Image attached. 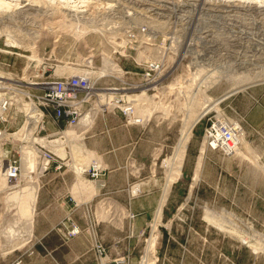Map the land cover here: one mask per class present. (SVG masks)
<instances>
[{
  "label": "rangeland",
  "instance_id": "obj_1",
  "mask_svg": "<svg viewBox=\"0 0 264 264\" xmlns=\"http://www.w3.org/2000/svg\"><path fill=\"white\" fill-rule=\"evenodd\" d=\"M113 1L103 0L106 3L110 2L112 8L107 7L109 10L105 8L106 12L102 10L104 13L100 10L97 17H92L94 20L91 18L92 20L85 23L88 31H95L94 28L97 27L101 29L100 32L83 33L79 39L70 27L58 29L60 25L55 28L53 34L42 35L40 39H35V32L41 30L40 28L43 29L45 24V31L49 30L47 23L33 21V24L32 21L22 18L23 16L16 17L17 15L11 16V14L0 16V32L10 30L13 31L12 34H19L26 43L37 40L36 44L44 46V50L40 52L42 59L40 63L49 67L48 74L55 79L79 74L81 59L91 56L89 53L92 49H94L91 52L94 55L92 59L98 60V66L102 68L100 52L104 50V46L106 52L112 53L113 59L130 72L126 80L132 84L141 82L142 74L145 68L147 69L143 67L146 66L145 59L149 60L147 58L150 57L161 60L163 66L160 68L159 77L157 76V83L152 85L147 96L154 95L155 101L165 103V107L160 105L158 107L160 109L156 108L153 115L142 117L141 123L134 122L133 117L125 113L123 102L104 104L93 99L91 103L85 104L82 107V118L86 114L93 113L94 123L92 128L84 133L85 135L82 134L83 136L77 138V141L83 142L89 151L93 150L94 157L90 163L88 162L90 157L84 159L85 156L81 154H78L80 156L78 158L77 155L75 158L71 156L74 155V150L70 142L64 141L63 132L69 131L70 128L77 129L80 123L75 127H69L64 122L51 118L46 132H43L44 136L49 134L51 136L49 140L52 141L47 145L54 154L49 168L44 170L37 167L31 170V175L29 174L26 179L21 175L23 172L21 169L20 178L14 184L26 187L32 182L33 186L39 183L35 188L40 185L39 190L37 189L38 202L33 233L26 225L27 228L24 227L22 232L24 234L18 233L17 239L15 236L7 237L10 224L14 221L16 223L17 218L19 219L18 213L15 212L18 209L16 202L9 201L8 198L6 200L7 193L0 192V264H62L60 258L56 257L55 250H51L36 231L38 224L46 226L48 218L56 220L57 217H53L57 212L56 203L59 209L60 203H63L60 195V201L55 202L53 207L44 208L46 211L41 209L42 183L49 173L59 176L71 174L75 190L84 179L91 181L95 186L100 183L104 189L103 193H91L88 189H84V193L87 194L85 195L79 194L78 189L82 188L78 186L77 190L70 194L68 204L71 209L65 220L56 225L53 232L55 235H50L60 246L61 243L67 244L71 239L79 236H87L96 264H143L146 249L154 236L156 245L154 252L153 250L151 252L149 264H264V3H259L257 0V2L245 0L247 3L244 0H204V4L202 0L198 7L196 4L192 5L194 1L189 0H152V3L151 0ZM237 1L241 2V5L238 6ZM136 2L138 6L140 5V9L138 6L134 7L137 5ZM143 6L144 8L165 7L160 10L162 13L164 10L163 19L147 18L149 15L141 13ZM253 7L254 10H258L259 15ZM216 8H219L218 10L222 8V11ZM234 10L239 11L236 13ZM145 26L147 32L142 34L138 31ZM81 29L82 27H79L78 30ZM105 30L112 32L108 33L109 36L112 34L110 38L107 32L105 38L103 34ZM132 34L133 38L128 37ZM114 35L112 41L111 37ZM0 38V49L14 53L0 51V69L12 73L16 81H24L22 68L28 61L27 56H31L32 52L25 53L23 49H10L5 45L6 37ZM84 42L86 44H83ZM124 42H127L126 47ZM114 44H118L119 47ZM81 45L87 46L85 48ZM148 46L156 48L157 51L154 50V53L153 50L148 51ZM142 52L145 57L140 59ZM78 53H81L80 56ZM122 53H126L124 55L127 56ZM68 62L70 64L79 62L78 66L75 65L78 70L60 73L58 66ZM201 69L205 71L199 73ZM211 73L216 77L210 75ZM206 78L210 82L215 79L214 84L211 82V86L206 87V84H210L209 80H206V83ZM176 80L178 83L182 80V85L176 84ZM252 82L256 83L221 102L219 111L213 110L196 124L185 155L182 174L172 184L161 214L158 208L161 207L164 188L171 172L168 161L174 158L185 119L190 116L189 111L193 108L192 103L197 100L195 96L199 95L198 91L200 90L199 93L203 91L202 94L209 96L212 101L221 98L234 87ZM171 84L173 85L170 86ZM100 85L117 86L118 81L104 77ZM124 93L133 94L129 91ZM199 99L201 103L205 102L202 95H199ZM16 117L17 121L13 120L12 131L22 124V113ZM218 121L226 122L236 129L239 132L238 139L244 134L251 151L241 147L240 139L237 140V146L231 153L213 145L209 131ZM132 128L140 132L145 131L153 139V151L147 163L140 162L133 154L128 153L130 151L127 150L126 130ZM141 135L143 132L140 133ZM58 139H61V142H54ZM205 139L207 146L196 179L200 150ZM238 147L243 149L242 152L247 158L236 153ZM61 149L64 155L61 154ZM110 161L123 162V166L129 170L133 178L125 188L117 189L120 193L123 190L126 198L120 194L105 193L107 188L105 177L109 172ZM77 170L83 172L80 174L78 172L81 171ZM27 178L31 181L26 182ZM135 187L138 189L134 190ZM147 190L155 191L156 199L152 202L151 209L144 199V202L139 201ZM13 204L15 206H11ZM7 205L13 208L7 209L9 208ZM79 210L83 212L82 216L77 218L75 214ZM207 213L216 218V224L205 218ZM78 220L83 221L84 224H79ZM218 223L225 225L227 230L221 229ZM102 226H110L113 230L110 236L107 234L110 239L115 237L114 240L117 241L113 248L107 246L102 239L99 231ZM230 229L236 230L237 233H232L233 230ZM253 241L261 244L262 249L255 252L251 246ZM122 243L124 249L120 251Z\"/></svg>",
  "mask_w": 264,
  "mask_h": 264
},
{
  "label": "bare ground",
  "instance_id": "obj_2",
  "mask_svg": "<svg viewBox=\"0 0 264 264\" xmlns=\"http://www.w3.org/2000/svg\"><path fill=\"white\" fill-rule=\"evenodd\" d=\"M112 1V0H111ZM115 1V0H114ZM113 1V2H114ZM123 1V0H122ZM142 1V0H141ZM149 1V0H148ZM189 1H194V3H192V5H194L195 6V4L198 6V5H200L199 4V2L200 1H202V0H189ZM204 1V0H203ZM211 1V0H210ZM220 1V0H219ZM230 1V0H229ZM228 1V2H229ZM231 1H234V0H231ZM243 1V0H242ZM250 1V0H249ZM254 1V0H253ZM256 1V0H255ZM254 1V2H255ZM259 3H264V0H257ZM256 1V2H257ZM119 2V1H118ZM135 1H133V3H134ZM145 2V1H144ZM147 2V1H146ZM153 1L151 0V3H152ZM228 2L226 3V4H228ZM244 2H245V0H244ZM251 2V1H250ZM137 3V2H136ZM143 3V2H142ZM141 3V4H142ZM149 3V2H148ZM215 3V2H214ZM218 3V2H217ZM216 3V4H217ZM236 3V2H235ZM237 3H238V1H237ZM241 2H239L238 3V6L239 5H241L240 4ZM245 3H247V2H245ZM258 3V4H259ZM115 4H117V3H115ZM129 4V3H128ZM140 4V3H139ZM144 4V3H143ZM155 4V3H154ZM158 4V3H157ZM204 4H205V1H204ZM216 4H215V6H216ZM220 4H221V2H220ZM219 4V5H220ZM224 3H222V5H223ZM230 4V3H229ZM233 4V3H232ZM248 4H249V2H248ZM151 5V4H150ZM153 5V4H152ZM162 5V4H161ZM201 5H203V4H201ZM218 5V4H217ZM244 5V4H243ZM125 6H128V5H125ZM130 6H131V4H130ZM138 6V3H137V5H134V7L136 8ZM154 6V5H153ZM188 6V5H187ZM212 6V5H211ZM221 6V5H220ZM232 6V5H231ZM235 6L237 7V4H235ZM107 7H110V8H112V5L110 4V2H103V0H0V16H4V15H9V14H11V16L12 15H17L16 17H22V18H26V19H28L29 20V22H31L32 21V23H33V21L35 22H37L38 21V23H47L48 24V26H49V28H48V26H47V28L49 29V30H47V31H49L48 33H47V31H45V29H46V24H45V26L43 25V24H41L42 26H44V28L42 29V28H40L41 30H39V31H36L35 32V34H36V36L34 37L35 39L36 38H39L40 39V36H42V35H50V34H53L56 30H55V28L57 27V26H59L60 25V27H57L58 29L59 28H61V27H70V29H72V31H74V35H76V36H78L77 38L79 39V37L83 34V33H88V32H90V31H92V30H89L88 31V27L87 26H85L86 24V22H88V21H90V19L92 18V17H94L95 18V16L97 17V14L99 13V11L101 10V12H102V10H105V8H107ZM114 7V6H113ZM123 7V6H122ZM140 7V5L138 6V8ZM145 6H143L142 8H141V10H142V14H143V12L145 13V14H147V15H149L147 18H149V19H151V20H158V19H160V18H162L163 19V13H164V10H163V13L162 12H160V10H162V9H164V8H161V7H154V8H152V6H150L151 8H144ZM170 7V6H169ZM199 7V6H198ZM226 7V6H225ZM230 7V6H229ZM246 7V6H245ZM245 7H244V9H245ZM102 8H104V9H102ZM127 8V7H126ZM167 8V7H166ZM179 8V7H178ZM208 8H209V6H208ZM230 8H232V7H230ZM234 8V7H233ZM238 8H240V7H238ZM257 8V7H256ZM262 8V7H261ZM108 9V8H107ZM130 9V8H129ZM140 9V8H139ZM173 9H174V7H173ZM198 9V8H197ZM214 9V8H213ZM217 9V8H216ZM215 9V10H216ZM219 9V8H218ZM217 9V10H218ZM225 9V8H224ZM235 9V8H234ZM249 9V8H248ZM109 10V9H108ZM107 10V11H108ZM140 10V11H141ZM221 11H222V8L220 9ZM220 10H218V11H220ZM226 10V9H225ZM225 10H224V12H225ZM228 11H229V9H227ZM231 10V9H230ZM241 10H243V9H241ZM240 10V11H241ZM246 10V9H245ZM251 10V9H250ZM253 10H254V7H253ZM137 11V10H136ZM190 11V10H189ZM235 11V10H234ZM237 11V10H236ZM235 11V12H236ZM239 11V10H238ZM237 11V12H238ZM254 11H257L258 12V10H254ZM100 12V13H101ZM104 12H106V10L104 11ZM104 12H102V13H104ZM165 12H166V10H165ZM191 12V11H190ZM223 12V13H224ZM234 12V13H235ZM236 12V13H237ZM262 12V11H261ZM264 12V11H263ZM185 13V12H184ZM218 13V12H217ZM222 13V12H221ZM227 13H229V12H227ZM232 13H233V11H232ZM106 14V13H105ZM105 14L103 15V17L105 16ZM166 14V13H165ZM164 14V15H165ZM181 14H183V12L181 13ZM188 14V13H187ZM220 14V13H219ZM260 13L258 12V15H259ZM130 15V14H129ZM186 15V14H185ZM233 15V14H232ZM257 15V16H258ZM227 16V15H226ZM230 16V15H229ZM101 17V16H100ZM182 17V16H181ZM184 17V16H183ZM191 16H189V18H190ZM194 17V16H193ZM231 17V16H230ZM229 17V18H230ZM262 17V16H261ZM260 17V18H261ZM94 18H92L93 20H94ZM185 18V17H184ZM183 18V19H184ZM232 18V17H231ZM234 18V17H233ZM91 19V20H92ZM28 20H25V21H28ZM187 20V19H186ZM262 20V19H261ZM184 22H185V20H183ZM191 21V20H190ZM263 21V20H262ZM182 23V22H181ZM188 23V22H187ZM34 24V23H33ZM32 24V25H33ZM35 24H37V23H35ZM161 24V23H160ZM38 26H39V24H37ZM40 25V26H41ZM56 25V26H55ZM4 26V25H3ZM54 26V27H53ZM4 27H7V26H4ZM28 27V26H27ZM31 27V26H30ZM29 27V28H30ZM79 27H82V29L81 30H78L79 29ZM32 28H34V27H32ZM36 28H37V26H36ZM68 28H67V30L66 31H68ZM1 29V28H0ZM109 29V28H108ZM28 30V29H27ZM37 30V29H36ZM51 30V31H50ZM60 30H62L63 31V29H60ZM84 30H86V31H84ZM94 30L96 31V32H100V30L101 29H99V28H94ZM30 31H32V30H30ZM30 31H28V33L30 32ZM35 31V30H34ZM45 31V32H44ZM59 31V30H58ZM61 31V32H62ZM76 31V32H75ZM95 31H92V32H95ZM103 31V30H102ZM101 31V32H102ZM108 31V30H107ZM106 30L104 31V33L103 34H105V32H107ZM11 32H13V31H11ZM10 32V30H9V32L8 31H4V32H2V30H1V32H0V37L1 36H4V37H6V42H5V45H6V47H8V48H10V49H17V50H24L25 51V53L27 52H32V55L31 56H27V58H28V61H27V63H25V65L23 66V68H22V71H23V77H25L26 79H29L31 76H32V74L34 73V71L32 70L33 68H35L41 61H42V59L40 58V55H41V51H43L44 50V46L42 45H38V44H36L37 42V40L36 41H34L33 40V42L31 41V42H24V40L21 38V37H19L20 35L19 34H12ZM16 32V31H15ZM14 32V33H15ZM18 32H19V30H18ZM17 32V33H18ZM20 32H21V30H20ZM53 32V33H52ZM65 32V31H64ZM111 32V31H110ZM110 32H107V34L108 33H110ZM32 33H34V32H32ZM66 33H68V32H66ZM73 33V32H72ZM112 33V32H111ZM188 33V32H187ZM27 34V33H26ZM31 34V33H30ZM70 34V33H69ZM72 36H74L73 34H71ZM85 35V34H84ZM83 35V36H84ZM112 34H110V36H111ZM25 36V35H24ZM23 36V37H24ZM31 36V35H30ZM32 36H34V34H32ZM82 36V37H83ZM107 36H109V34L107 35ZM110 36H109V38H110ZM28 37V36H27ZM50 37V36H49ZM81 37V38H82ZM26 38V37H25ZM105 38H106V34H105ZM108 38V37H107ZM112 38H115V35H114V37H111V39ZM1 39V38H0ZM33 39V38H32ZM43 39V38H42ZM46 39V38H45ZM110 40V39H109ZM38 41H42V40H38ZM112 41H113V39H112ZM111 41V42H112ZM115 42H116V40H115ZM113 43V42H112ZM126 43L127 42H124V44H125V47H126ZM83 44H86V42H84ZM118 44H123V43H118ZM118 44H114L115 46L116 45H118ZM88 45V44H87ZM87 45H85V46H87ZM148 45H155V44H151V43H148ZM82 46V45H81ZM85 46H82V47H85ZM116 47H119V45L118 46H116ZM146 47V46H145ZM214 47V46H213ZM80 48V47H79ZM86 48V47H85ZM84 48V49H85ZM92 48V47H91ZM147 49H149L148 51H151L152 52V50H153V52L152 53H154V50H156V48H153V47H147ZM146 49V50H147ZM157 49H158V47H157ZM88 50V49H87ZM91 50V49H90ZM90 50H89V52H90ZM94 49H92L91 50V52L93 51ZM99 50V49H98ZM101 50H103V49H101ZM105 50V52H103ZM104 50L102 51V52H100L101 53V56H102V58H103V60H104V65H103V67L102 68H98V69H96V70H94V75L95 76H98L99 74H101V72H103L104 74L105 73H107V74H110V73H114V70L116 71V72H118V69L116 68V66L114 65L115 64V62L113 61L114 59H113V57L111 56V54H109L108 52H106V49H105V46H104ZM124 50H125V48H124ZM144 50H145V48H144ZM159 50V49H158ZM0 51H2V52H4V53H13V51H9V50H7V49H0ZM157 51V50H156ZM89 53V54H91V56H89L88 58H93L94 57V55H93V53ZM124 52V51H123ZM145 52V51H144ZM144 52H142V53H140V59H142V58H144L145 56H144ZM160 52V51H159ZM157 53V52H156ZM79 54H81V53H78V55ZM123 54V53H122ZM124 54H126V53H124ZM123 54V55H124ZM80 56V55H79ZM82 56V55H81ZM99 56V55H98ZM124 56H127V55H124ZM77 58H78V56H77ZM88 58H85V57H83L82 59H81V63L80 64H82V63H84V62H86V63H91V64H94V59H91V60H88ZM77 60H80V59H77ZM156 61H158V60H156ZM41 64V63H40ZM75 65H79V62L78 63H72V64H70V62H68V64H65V65H59L58 66V71L60 72V73H65V72H68L69 70H71V71H73V72H75V71H77L78 70V67H75ZM203 69V68H202ZM199 70V73L201 72V71H205V70ZM206 71H208V70H206ZM202 72V73H203ZM211 72V71H210ZM196 73H198V72H196ZM198 73V74H199ZM74 74V73H73ZM217 74V73H216ZM195 75V74H194ZM210 75H213L212 73L210 74ZM214 76V78L216 77L215 76V74L213 75ZM208 78H209V76H208ZM211 78H213L212 76H211ZM210 78V79H211ZM0 79H4V80H9V81H15L16 79L13 77V75H12V73L11 74H9V73H6V72H4L3 70H1L0 69ZM203 80V79H202ZM206 80H209V79H205V81ZM215 80V79H214ZM214 80H212L211 82L213 83V81ZM177 81V80H176ZM175 81V82H176ZM201 81V80H200ZM204 80H203V82H205ZM209 82H210V80H209ZM211 82H210V84H206V87L208 86V85H210L211 86ZM178 83V81L176 82V84ZM181 83H183V81L181 80V82H179L178 84L179 85H182ZM185 83V82H184ZM206 83H207V81H206ZM256 82H252V83H246V84H244V85H242V86H238V87H234L233 89H231L227 94H225V95H223L221 98H219V99H217V100H212L211 101V99L209 98V96H207V95H205V94H202V93H204L203 91H202V93L200 92L199 93V91H198V93L197 94H199V95H202L203 97H204V100H205V102L204 103H201V100L199 99V95H197V97L195 96V98H197V100H195V102L194 103H192L193 104V108H191V110L189 111V117L187 118L186 117V119H185V124H184V127H183V129H182V132H181V137H180V139H179V141L177 142V148H176V151L174 152V158L172 159L171 158V160H169L168 161V165L171 167L170 169H171V172H170V177H169V180H168V182H167V184H166V188H164L165 189V191H164V196H163V200H162V204H161V207H160V209L158 208V210H160V213L161 214H163L162 212V210L161 209H163L162 207L164 206V204H165V202H166V200H167V198H168V195H169V192H170V190H171V186H172V184L176 181V180H178L179 179V177L181 176V174H182V168H183V163H184V160H185V155H186V152H187V148H188V145H189V143H190V140H191V138H192V136H193V130H194V127L196 126V124H198V122L202 119V118H204L206 115H208L209 113H211L213 110H217V111H219V105H220V103L221 102H223L224 100H226V99H228L229 97H231L232 95H234V94H237V93H239V92H242V91H245V90H247L248 89V87H250V86H252V85H254ZM200 84V83H199ZM214 84V83H213ZM173 84H171L170 86H172ZM202 85V84H201ZM204 85V84H203ZM174 86H176L175 85V83H174ZM209 86V87H210ZM181 87V86H180ZM179 87V88H180ZM182 88V87H181ZM177 90V89H176ZM182 90V89H181ZM174 91H175V88H174ZM173 91V92H174ZM180 91V90H179ZM108 95H112L111 93L110 94H108ZM127 97H128V99L130 100V101H132L134 104H135V109H136V114H137V116L138 117H145V116H149V114H150V116L151 115H153V112L156 110V108H158L160 105L163 107H165V103L163 104L162 102H159V101H155V99L154 98H151L150 96H147L144 92L141 94V93H136V94H128L127 95ZM17 101H20L19 99H16ZM192 100V99H191ZM160 101H162V100H160ZM194 101V100H193ZM20 103V102H19ZM191 103V102H190ZM206 103V104H205ZM188 104H189V102H188ZM192 104H191V106H192ZM30 104L29 103H25V102H23L22 101V103L20 104V105H18V110H17V113L15 114V116H14V122H16L17 121V115H19V113H23V112H25V111H27L28 110V106H29ZM167 105V104H166ZM98 106H100V105H98ZM161 107V108H162ZM167 108V107H166ZM158 109H160V108H158ZM159 111V110H158ZM156 112V111H155ZM184 121V120H183ZM93 123H94V119H93V113H89V114H86L82 119H81V122H80V126L77 128V129H75V128H70V129H73V130H70L69 129V131H64L63 133H64V138H65V143L66 142H70V145H71V148H73V150H74V155H71V156H74V158H75V155H77L76 157L78 158V157H80V156H78V154L80 155H82V156H85L84 157V159L85 158H89L90 160L88 161L89 163H90V161H91V159H92V157H94V155H93V150L92 151H89L87 148H86V145L83 143V142H79V141H77V138H80L81 136H83L82 134H84V133H86V131H88L89 130V128L91 127L92 128V125H93ZM27 131L26 133H27V135H24V131ZM28 132L30 133V128H28L27 129V125L25 124L22 128H21V130H20V132L18 133L17 132V134L16 133H14V134H12V136L13 137H18L19 135H20V137H19V139H22L23 140V138H27L28 136H29V134H28ZM244 133V132H243ZM85 135V134H84ZM0 136H2V135H0ZM62 137V138H63ZM207 137H208V135H207ZM8 138V136H5L4 138H2V139H0V149H2V147H3V141L5 140V139H7ZM206 138V137H205ZM82 139V138H81ZM207 139V138H206ZM204 140L205 142L204 143H202L203 145L201 146V150H200V153H201V155L199 156V160H198V166H197V170H196V173H195V178L197 179V177H198V173H199V168H200V165H201V161H202V159H203V155H204V152H205V149H206V146H207V144H206V141L207 140ZM240 145H241V147H244V148H246V149H250L249 148V143L248 142H246V140H245V138H244V134H241V136H240ZM238 139V140H239ZM31 141H33V138L31 139ZM54 142H61V139H58V140H56V141H54ZM208 142H209V140H208ZM239 148L238 147V149L236 150V153H238L239 155H242V156H246V158H247V155L244 153V152H242V148ZM72 150V151H73ZM61 154L63 153V150L61 149ZM249 151H251V150H249ZM3 152L5 153V154H9V153H13V152H16V153H19V156L21 157V159H22V169H23V172H22V176L23 177H25L24 179H26V177H28L29 176V174L31 175V170H35L36 168H37V158H38V156H37V151L35 150V149H33L31 146H29V145H21V147L20 148H18V150H17V148L16 149H14V148H11V147H7L6 145L3 147ZM71 152V151H70ZM66 153V152H65ZM63 155H64V153H63ZM93 155V156H92ZM77 158H76V160H77ZM71 159V158H70ZM83 159V160H84ZM97 159V158H96ZM256 159V158H255ZM259 163V162H258ZM71 164V163H70ZM78 164L80 165V161L78 162ZM82 164V163H81ZM84 164H86V162H84ZM260 165V164H259ZM76 166V165H75ZM86 166V165H85ZM88 166V165H87ZM90 166V165H89ZM77 167V166H76ZM80 167V166H79ZM263 167V166H262ZM78 168V167H77ZM264 168V167H263ZM83 170V169H82ZM3 171L4 170H0V192H3V193H7L6 194V196H5V198H6V200H7V198H8V200L9 201H14V202H16V203H14V204H16L17 205V209H18V211H15L16 212V214L18 213V216H19V219L17 218V222L15 223V221L14 222H12L11 224H10V230H9V233H8V230H7V233L8 234H10V236H8V234H7V237L9 238H11L12 236L14 237H16V239H17V237L18 236H16V235H18V233H22V232H24L23 231V228L24 227H26V225L30 228L29 229V231L30 232H32V230H33V227H34V218H35V216H36V209H37V202H38V187H40V185L37 187V188H35V186L36 185H38V184H36L35 186H33V185H29V186H26V184H25V186L26 187H23V186H16L15 185V187H10V185H9V183H7V180H6V177L4 176V173H3ZM77 171H81V170H77ZM82 172V171H81ZM22 179V178H21ZM82 179H83V177H82ZM33 180V179H32ZM35 180V179H34ZM27 181H31L30 180V178H27V180H26V182ZM39 181V180H38ZM81 181V180H80ZM37 181H35V183H36ZM24 183H25V181H24ZM80 183V182H79ZM82 183V184H81ZM78 186H80L82 189H88L89 191H91V192H96V186H95V184H93L91 181H87V179H86V181H85V179L84 180H82V182H81ZM95 183V182H94ZM28 184V183H27ZM24 185V184H23ZM77 186V187H78ZM84 186V187H83ZM10 187V188H9ZM79 187V188H80ZM38 189V190H37ZM99 193V192H98ZM8 201V202H9ZM13 203V202H12ZM115 203V202H114ZM7 204V203H6ZM11 205V206H15V205ZM160 204V203H159ZM7 207H9V205H7ZM10 208H13V207H9V208H7V209H10ZM16 208V207H15ZM16 209V210H17ZM159 213V212H158ZM157 213V214H158ZM161 214L159 215L158 214V216H161ZM17 216V217H18ZM157 216V217H158ZM162 217V216H161ZM209 222H213L214 224H216V218L213 216V215H211L210 213H207L206 214V217H205ZM23 220H26V221H28V223H26V221H23ZM158 220V219H157ZM160 220V219H159ZM9 225V224H8ZM218 225L220 226V228L221 229H225L226 227H225V225H223V224H221V223H218ZM19 226V228H17ZM218 226V227H219ZM7 228V227H6ZM27 228V227H26ZM230 228V227H229ZM228 228V229H229ZM226 230H227V228H226ZM231 230H233V229H230V231ZM28 231V232H29ZM238 231V230H237ZM27 232V233H28ZM234 232H236V230H233V232L232 233H234ZM33 233V232H32ZM237 233V232H236ZM24 233H22V235H23ZM231 234V233H230ZM235 235V234H234ZM19 237H20V234H19ZM23 236H21V238H22ZM152 237V236H151ZM239 237H241V236H239ZM27 238V237H26ZM30 238V237H29ZM14 239V238H13ZM7 240V239H6ZM19 240V239H18ZM21 240V239H20ZM25 240V239H24ZM150 240H152L151 242H150V245L147 247V249H146V255H145V260H144V262H142L143 264H149V262L148 261H150V257H151V252H152V250L155 248V245H156V238H155V236H154V238L153 239H150ZM242 240L243 241H245L246 239L244 238V237H242ZM250 241V240H249ZM254 242V241H253ZM21 243V242H20ZM23 243V242H22ZM245 243H247L246 241H245ZM19 245V244H18ZM17 245V246H18ZM252 247H253V249H254V251L256 252V251H259L260 249H262L261 247V244L259 245V243H253L252 245H251ZM263 248H264V246H263ZM153 252H154V250H153ZM142 261V260H141Z\"/></svg>",
  "mask_w": 264,
  "mask_h": 264
},
{
  "label": "built area",
  "instance_id": "obj_3",
  "mask_svg": "<svg viewBox=\"0 0 264 264\" xmlns=\"http://www.w3.org/2000/svg\"><path fill=\"white\" fill-rule=\"evenodd\" d=\"M138 31L144 34L148 29L145 26L139 28ZM133 36L132 34L128 37L133 38ZM91 59L88 58V60ZM101 59L103 67L104 60L103 58ZM147 59L149 60L145 59L144 61L146 66H143L144 68L147 67V69L145 68L141 82L137 84H132L126 80L130 72L126 71L115 60L113 61L118 72L114 70V73L101 74L99 77H95L93 74L94 70L100 68L98 60H94V64L84 62L82 65H79L80 72L77 75L55 79L48 74L49 67L39 63L40 65L38 64L32 69L34 73L29 79L25 77L22 78L24 81L0 79V135H2L0 139L8 136L3 141V147L6 145L18 150L21 145L31 146L38 153L37 167L47 170L54 156L47 146L52 142L49 140L51 136L49 134L43 135V132H46L49 126V120L51 118L56 119L64 122L69 127H75L79 125L82 119V107L85 104L91 103L93 99L104 104H120L123 102L125 113L132 116L134 122L141 123L143 118L137 116L135 104L128 99L127 93L124 92L129 91V93L133 94H142L144 92L148 95L152 89V85L157 83L159 72H161L160 68L163 66L161 60L156 61L150 57ZM104 77L115 79L118 81V85H100L101 79ZM110 93L112 95H108ZM151 98H155L154 95ZM22 101L30 105L28 106V110L22 113L21 126L12 131L14 124L13 115L17 113L18 105ZM25 124L27 125V129L30 128V133L28 132L29 136L26 139L23 138V140L19 139L20 135L13 137L12 134L19 133ZM24 132V135H27V131L25 130ZM238 133L236 129L222 121L216 122L209 131L213 145L223 148L227 153L235 150L238 143ZM32 138L33 141H31ZM3 147L0 149V170H4V176L10 187H15L14 184L20 178L22 159L19 153L16 152L5 154Z\"/></svg>",
  "mask_w": 264,
  "mask_h": 264
},
{
  "label": "crops",
  "instance_id": "obj_4",
  "mask_svg": "<svg viewBox=\"0 0 264 264\" xmlns=\"http://www.w3.org/2000/svg\"><path fill=\"white\" fill-rule=\"evenodd\" d=\"M8 54H14V53H8ZM142 132L143 135L140 136V133ZM142 132L137 131L135 128L126 130L127 150L130 151L128 153L133 154L140 162L147 163L149 161L148 160L149 156L153 151L154 142L153 139L150 136H148L145 131ZM123 165H124L123 162H118V163H112L111 161L109 162L108 165L109 172H107L105 177V183L107 185L105 193H109V194L114 193L117 195L120 194L122 196H125L126 198L125 192L122 190V192L120 193L118 192L117 189L122 187L125 188L127 185H129V183L133 181V178L130 175L129 170L125 168ZM82 172H78V173L81 174ZM74 179L76 180V178ZM72 181L73 180L71 178V174L68 175L64 174L63 176H59L54 173H49L43 179V183H42L43 187L41 190V209H43V211H46L44 210V208H47L48 206L53 207L55 202L60 201L59 199L60 195L62 196L61 201H63V203H60L61 206L60 209L58 207L59 206L58 203H56L57 212L55 215H53V217H57L56 220H52L51 218H48L46 226L44 227L38 224L36 231L40 235V238H43L46 241L48 247L51 250L52 249L55 250L56 257L60 258L62 264H96L94 254L91 251L90 241L87 236H79L75 239H71L70 242L67 244L61 243V246L60 244H58L56 240L50 237L51 234H54L53 232L56 225H58L62 220H65L64 218L67 216V214L71 209V206H69L68 204V201H70V194H73L77 190V186H76V190L73 189L74 183ZM137 189L138 187L134 188V190ZM78 190H79L78 191L79 194L87 195L86 193H84V189H78ZM103 190L104 189H102L100 183H98V186H96V192L103 193L104 192ZM155 197H156L155 191L147 190V192L144 195H142V198H140L139 201L140 200L143 201L144 199V201L148 203L147 205L150 206L148 208L151 209L152 202L156 199ZM82 212H83L82 210L77 211L75 216L77 218H80L82 216ZM78 223L82 225L84 224V222L81 220H78ZM99 231L102 239L104 240L107 246H112V248L116 246L115 242L117 241L114 240L115 237L113 239H110L107 236V234L110 236L111 231H113L110 226H102L99 228ZM123 245L124 243L120 245V247L122 248V249L120 248V251H123L124 249V247H122Z\"/></svg>",
  "mask_w": 264,
  "mask_h": 264
}]
</instances>
